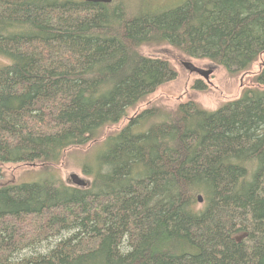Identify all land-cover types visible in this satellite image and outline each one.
<instances>
[{
    "label": "trees",
    "instance_id": "obj_1",
    "mask_svg": "<svg viewBox=\"0 0 264 264\" xmlns=\"http://www.w3.org/2000/svg\"><path fill=\"white\" fill-rule=\"evenodd\" d=\"M130 11L125 0H0V165H58L174 82L143 47L232 77L264 57V0ZM152 118L164 120L139 131ZM105 145L87 188L0 185V264H264V60L242 97L146 110Z\"/></svg>",
    "mask_w": 264,
    "mask_h": 264
},
{
    "label": "rangeland",
    "instance_id": "obj_2",
    "mask_svg": "<svg viewBox=\"0 0 264 264\" xmlns=\"http://www.w3.org/2000/svg\"><path fill=\"white\" fill-rule=\"evenodd\" d=\"M125 1L127 7L131 9L130 13L134 14L137 11L166 10L183 2V0ZM142 54L147 57L169 61L178 73L177 79L160 87L158 91L146 100H143L135 108L130 109L126 117L118 124L106 127L99 140L87 147L73 148L67 151L58 165H0L3 170L0 185L34 184L55 180H62L71 185L70 176L77 174L90 186L93 180L92 173L98 169L99 160L106 152L107 145H105V142L107 138L128 126L132 119L152 108L171 112L176 110L180 104L188 101H194L206 110L215 111L223 104L243 96V91L251 86L252 78L260 72L261 64L264 60L263 57L246 73L232 77L224 68L215 66L207 60L190 59L171 46H146L142 48ZM185 62H191L195 66L205 70L213 69V73L207 81L197 73L188 71L183 65ZM197 80H201L207 85V91L203 92L194 89ZM163 120L162 118L144 119L140 123L139 131L145 132L150 126ZM85 170H87V173ZM203 203H199V205L202 207Z\"/></svg>",
    "mask_w": 264,
    "mask_h": 264
},
{
    "label": "water",
    "instance_id": "obj_3",
    "mask_svg": "<svg viewBox=\"0 0 264 264\" xmlns=\"http://www.w3.org/2000/svg\"><path fill=\"white\" fill-rule=\"evenodd\" d=\"M84 1L89 2V3H96V4H111L114 0H84ZM183 65L188 71L192 73H197L198 75L202 76L207 81L209 80L211 74L213 73L212 69H209V70L201 69L195 66L191 62H185ZM70 180H71L72 185L76 187H79V188L88 187L87 182L81 179L77 174H72L70 176ZM198 200H199V203H202L204 201L201 195L198 197Z\"/></svg>",
    "mask_w": 264,
    "mask_h": 264
}]
</instances>
